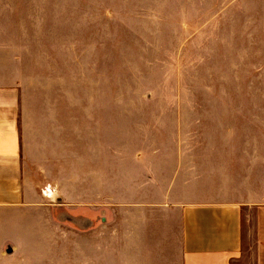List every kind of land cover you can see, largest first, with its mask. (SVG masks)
I'll list each match as a JSON object with an SVG mask.
<instances>
[{"label":"crops","instance_id":"crops-1","mask_svg":"<svg viewBox=\"0 0 264 264\" xmlns=\"http://www.w3.org/2000/svg\"><path fill=\"white\" fill-rule=\"evenodd\" d=\"M31 82L0 79V236L19 205L53 195L58 210H87L89 264H264L256 124L242 137L188 109L168 125L142 109L114 140L111 112L31 107Z\"/></svg>","mask_w":264,"mask_h":264},{"label":"rangeland","instance_id":"rangeland-1","mask_svg":"<svg viewBox=\"0 0 264 264\" xmlns=\"http://www.w3.org/2000/svg\"><path fill=\"white\" fill-rule=\"evenodd\" d=\"M254 7V0H0V79H32L31 107L111 112L114 140L140 128L125 123L142 109L160 125L188 109L203 114L194 119L234 125L242 137L256 124L262 139L264 20ZM29 200L1 233L0 264H89L87 218L77 217L87 210H58L63 202L53 195Z\"/></svg>","mask_w":264,"mask_h":264}]
</instances>
